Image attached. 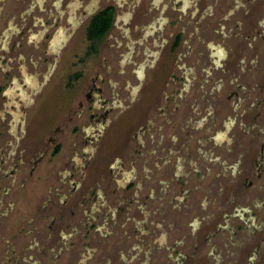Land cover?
I'll return each mask as SVG.
<instances>
[{
  "label": "flooded vegetation",
  "instance_id": "af4514ba",
  "mask_svg": "<svg viewBox=\"0 0 264 264\" xmlns=\"http://www.w3.org/2000/svg\"><path fill=\"white\" fill-rule=\"evenodd\" d=\"M114 29L121 33L112 36ZM80 39L87 42L90 57L106 53L113 60L120 58L126 66L141 60L135 72L122 73L120 77L126 78L127 88L134 78L141 80L132 89V95L139 93L140 98L150 100L152 91L158 87L163 97L162 101L159 98L153 101L152 109L157 108L152 115L155 118L147 117L150 123L141 129L144 136L132 138L139 147L129 145L126 159L132 170L124 172L125 185H117L115 192L93 190V195L92 189L83 193L79 190L82 199L77 206L71 205L69 212L72 218L77 216L76 207L81 213L72 233L62 236L65 245L57 252L58 256L64 249L71 256L66 244L79 230L83 234L79 240L81 249L74 254L80 258L77 264H88L95 257L94 242L103 247L94 264H119L114 262L115 258L125 264H154L152 258L157 254L161 257L163 250L174 252L173 247L188 245L190 252L178 257L170 252L168 260L177 264H185V259L196 263L197 257L203 258L202 264H209L213 257L220 263L226 258V247L232 240L226 237L217 240L219 235L230 230L233 238L243 241L236 231L245 225L252 224L258 231L264 229V220L257 227V215L241 204L245 196L248 203L259 205L256 207L264 205V202L257 204L253 195L264 190V0H0V96L6 102L0 107V130L6 125L14 136L21 129V136L9 139L5 145L15 148L28 135V113L19 122L22 113L17 99H27L26 105L34 108L37 93L46 84L55 83L54 75L68 61L65 50L71 53ZM123 47L127 50H122ZM125 51L123 58L121 53ZM105 66L109 72V66L106 63ZM156 76L161 77L157 79L160 82L153 84ZM167 76L171 79L168 82ZM40 78L44 79L38 86ZM100 80L103 82V76ZM110 81L115 82L112 78ZM200 81L202 85L205 83L202 89H198ZM164 84L167 88L174 84L171 93ZM112 90L116 97L115 91L121 94L123 87L112 84ZM92 92L95 105L89 106L87 120L79 126L82 136L73 142L72 160L79 158L76 169L81 163L86 166L93 162L99 152L96 146L107 129L118 114L130 109L111 99L100 85L88 91V98ZM172 102L175 107L169 105ZM117 107L119 111L113 115ZM83 115L84 110L78 112L77 118L82 119ZM175 124H179L176 131L167 137L166 130ZM198 131L200 136L196 134ZM3 138L4 132L0 131V141ZM56 141L47 137L46 148ZM192 141L203 148L192 149ZM2 148L4 151L5 146ZM42 156L41 153L39 157ZM171 162L174 170L170 168ZM206 176H211L208 185L200 189L193 178L205 181ZM3 179L0 175V185ZM4 188L5 193L0 194V237L5 242L2 229L9 225L4 219L9 213L3 206L7 193ZM78 188L72 186L68 194L73 195ZM198 189L203 194L199 199L193 195ZM215 189L221 194L220 204L223 202L216 211L212 204L217 200ZM114 193L126 194L119 205L110 200ZM224 194H231V199L224 201ZM88 201L89 205L82 208ZM189 216L191 242L187 244L186 237L180 236L166 246L172 231H179L178 226ZM211 220L215 226L209 228ZM56 235L48 234L50 241H56ZM13 238L14 235L8 239ZM259 240L264 242V236ZM12 248L15 263L25 257L34 259L32 264L43 263V256L48 261L55 252L52 248L41 249L40 255L34 257L25 255V250L32 246L22 250L16 245ZM3 253L0 248V256ZM8 261L4 255L0 264Z\"/></svg>",
  "mask_w": 264,
  "mask_h": 264
},
{
  "label": "rangeland",
  "instance_id": "374dc122",
  "mask_svg": "<svg viewBox=\"0 0 264 264\" xmlns=\"http://www.w3.org/2000/svg\"><path fill=\"white\" fill-rule=\"evenodd\" d=\"M117 33H121L120 30L114 29L112 36H115ZM87 47V42L80 39L74 49L75 51L72 50V52L69 53L65 50L64 57L68 61L64 63L61 69L62 71L58 72V75H56L57 77L54 75L55 83L50 82L46 84L44 89L37 93L35 105H33L34 108L26 105V102L28 103L27 99H17L20 104L17 101L16 103L20 106V112L22 113L21 118L18 119L19 122L20 120L23 122L26 113H28L29 117V122L27 121L28 135L20 141V144L15 148H13V145H5L9 139L17 136L20 137L21 129H17L14 136L10 135L8 132L9 128L6 125L0 130L4 132V138L0 141V145H2V147L3 145L5 146L4 151L2 147L0 149V168L2 170L4 169V171H0V175L4 176L1 182L3 184L0 185V194L4 192L3 188L5 187L4 189L7 193L5 194L3 206L9 213L7 217H4L9 225L6 229H2L7 240L4 242L2 241V237H0L1 251H5V254L3 253V255L0 256V263L4 255L9 259L7 264L33 263L34 259L29 260V258L25 256L26 262L22 259L20 263H15L13 260L16 258V253H13L14 250L12 248L14 245H16V248L19 247L20 250H22L23 247L32 246L31 249L25 250V255L33 254L34 257L40 255L38 250L42 249L43 251H49L51 248L55 250V252L53 251L52 259L49 257V260L46 261L43 256V263L38 264H52V262H54V264H77L79 262L78 260L80 258L74 256V254L75 251L81 249L79 240L83 231L80 233L78 230L73 234L74 237L69 240V243L66 244V246H69L70 250H67L71 252V256L65 249L61 251L59 256L57 254L62 246L65 245L62 236L66 237L67 234L72 233L74 228H76L74 224L79 218L78 214L81 213V210L76 207L77 216L72 218L73 214L69 212V208L72 207L71 205L77 206L76 204L82 199V193L86 191V189L87 191L92 189L91 192L93 195V190L106 189L108 191V189H113L115 192L114 188L117 187V185H125L127 178L124 172H131L132 170L131 165L126 159V154L128 150L130 151L129 145H132L133 148L139 147L138 142L135 141V139L133 142L132 138L144 136L141 129L142 127L147 128L150 123L147 117H152L153 113L157 110V108L152 109L151 107L153 101L163 97L157 90L158 87H156L155 91H152V98L150 100H146L143 96L140 98L141 94L139 95V93L132 95V89L140 85L141 80L134 78V80L131 81V87L127 88L126 78L120 77L122 73L127 75L131 72H135L141 60H135L134 63L136 65L126 66L121 63L123 60L120 58H117L118 60H113L109 57V59L105 56V52L104 56L90 57L87 53ZM122 50H127V48L123 47ZM124 54H126V51L121 53V57L126 58ZM36 60L37 57H35L34 62H36ZM116 61H119V67H124L125 65V68L116 72L119 68L116 66ZM105 63L109 66V72L105 69ZM39 71L41 72L42 70L39 69ZM102 76L103 82L100 80ZM111 78L115 82L111 83ZM159 78L156 76L151 82L153 84H155V82H160V80H157ZM43 79L44 78H40L38 86L41 85ZM169 80L171 79L167 76L165 81L168 82ZM117 83L123 87V91L121 94L115 91L117 96L114 97L112 84L115 86ZM202 83L203 82L200 81L198 89H202V86H205V83L204 85H202ZM99 85L107 91L106 93L108 96L112 97L111 99L118 104L129 106L130 109L124 111V113L118 114L116 120H114L107 129L104 137L99 142L100 145L98 144L96 146L99 152L93 162L90 164L88 163L86 166L81 163L79 169H76V160L79 158L72 160L74 157L73 150L75 149L73 142L78 137L82 136V131L79 126L86 122L88 113L90 112L89 106L93 107L96 102L94 92H92L91 98H88L87 93L88 91H94L95 87ZM165 85L166 84H164V88H167ZM173 86L174 84L167 88L168 93H171ZM178 95L179 94H177V96ZM187 97L189 99V96ZM133 99L137 100L132 103ZM3 103H6L4 97L0 96V107L4 105ZM169 105L175 107L174 102ZM15 110H17V108H15ZM82 110H84V118L79 119L77 118L78 112ZM117 111H119L118 107L113 112V115ZM153 118L155 117L150 119ZM177 126H179V124L168 127L166 130L167 137L173 135ZM196 134L200 136L201 131H198ZM47 137L56 138L59 143L56 141L58 144L49 145L47 149ZM94 147L92 146V148ZM191 148L195 150L197 148L202 149L203 147L200 143L192 141ZM41 153L43 156L39 157ZM194 154L198 155V152ZM173 159L174 163H176L177 155L174 156ZM172 163L173 162L170 163L171 169H173ZM203 173L206 174V171L204 170ZM129 175L128 173L127 176ZM166 177L168 180L169 175ZM210 178L211 176H206L205 181H200V177H195L193 181L197 182V185L202 189L208 185ZM71 181H75V183H70ZM74 185L79 186V188L76 189L73 195H69L68 193L71 192L72 186ZM67 186L69 187L67 188ZM133 189L134 188L130 191ZM200 189L193 194L197 199L203 196V194L199 193L201 191ZM79 190H82V193H79ZM215 194L217 200L212 204L214 206L213 210L216 211V207L220 206L223 202L220 204L221 194L218 192V189H215ZM125 195L126 194L119 195L114 193L110 200L114 202V205H119L120 201H124ZM247 195L249 194L246 193V196ZM253 195L254 197L256 196L257 204L264 202V190H262L260 194L257 192V194L253 193ZM208 196L210 199L211 195ZM68 197H70V200ZM223 198L224 201L226 199H231V194H224ZM246 198L243 196L241 204L246 207L249 206L253 213L257 215L256 225L258 227L264 220V205L261 208L256 207L259 205L254 206L253 203H248ZM193 200L194 199H192V202ZM203 200L204 199L201 200V203ZM150 201V199H147V202ZM190 201L191 200H189V202ZM89 203L88 201L82 208L87 207ZM236 203L237 201L230 203V207H232V205L234 206ZM10 204L13 206L11 207ZM171 204L177 205L179 202H173ZM11 208L13 209L11 210ZM106 211H108V209H106ZM61 214H63V217H61ZM190 219L191 216L182 221L181 227L178 226L177 228L179 231H172L169 240L165 242L166 246L172 245L173 241L171 240H173L174 237L180 236L186 237L187 244L191 242V231L188 226V221ZM231 223H233V219L230 224ZM214 226L215 223L212 221V225L209 228ZM232 226L234 225H231V229ZM62 228L65 230L61 231ZM120 230L122 232L123 227H121ZM50 233L57 234L56 241H50L51 238L48 236ZM60 233H63V235H60ZM236 233L239 237H242L243 241H237V237L233 238L230 230L217 237V240L226 237L227 240L232 241H230L228 247H226L228 248L226 258L224 257L220 263H216V260L211 257V262L209 264H264V242L261 243L259 240L264 236V229L258 231V228L254 229V226L250 224V226L245 225L242 230L236 231ZM13 235L15 240L14 238L8 239ZM16 236L19 237L16 238ZM92 244V249L95 248L97 250L95 252V257L89 260L88 264H94L95 258L100 255L103 250V247L98 246V242ZM173 248L175 250L174 252L166 249L161 252V257L157 254L156 258H152V260H155L154 264H177V261H169L167 256L172 253V256L178 257L179 254L183 255L184 252L191 251L189 245L186 247ZM207 249L208 248H206V250ZM107 250H111V248L107 247ZM126 259L129 260L128 257ZM157 259L159 263L156 261ZM195 259L198 260L196 263L195 261L189 262L185 259V264L203 263V258L199 259L195 257ZM177 260H183V258H177ZM204 261H208V259L204 258ZM114 262L125 264V261L123 262L120 258H115Z\"/></svg>",
  "mask_w": 264,
  "mask_h": 264
}]
</instances>
